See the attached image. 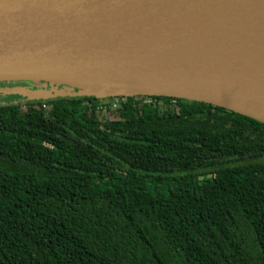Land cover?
<instances>
[{
	"label": "trees",
	"instance_id": "trees-1",
	"mask_svg": "<svg viewBox=\"0 0 264 264\" xmlns=\"http://www.w3.org/2000/svg\"><path fill=\"white\" fill-rule=\"evenodd\" d=\"M43 94L0 103V264H264L263 122Z\"/></svg>",
	"mask_w": 264,
	"mask_h": 264
},
{
	"label": "water",
	"instance_id": "water-1",
	"mask_svg": "<svg viewBox=\"0 0 264 264\" xmlns=\"http://www.w3.org/2000/svg\"><path fill=\"white\" fill-rule=\"evenodd\" d=\"M22 81L44 99L163 95L264 123V0H0V82Z\"/></svg>",
	"mask_w": 264,
	"mask_h": 264
},
{
	"label": "rangeland",
	"instance_id": "rangeland-1",
	"mask_svg": "<svg viewBox=\"0 0 264 264\" xmlns=\"http://www.w3.org/2000/svg\"><path fill=\"white\" fill-rule=\"evenodd\" d=\"M21 83H13V82L2 83L0 82V103L11 102V101L19 100L25 97H33L34 93H42V91H40L39 89H35L34 91H32L29 88L30 87L29 85L26 86L30 82L22 81ZM113 109L115 110L116 108L114 107Z\"/></svg>",
	"mask_w": 264,
	"mask_h": 264
},
{
	"label": "flooded vegetation",
	"instance_id": "flooded-vegetation-1",
	"mask_svg": "<svg viewBox=\"0 0 264 264\" xmlns=\"http://www.w3.org/2000/svg\"><path fill=\"white\" fill-rule=\"evenodd\" d=\"M2 83H4V82H2ZM5 83H9V82H5ZM13 83H21V82H13ZM22 84V83H21ZM25 85V84H24ZM30 86V88L31 89H33V88H35V89H39V88H37V86L35 85V84H31V83H28L26 86ZM11 95V94H10Z\"/></svg>",
	"mask_w": 264,
	"mask_h": 264
},
{
	"label": "built area",
	"instance_id": "built-area-1",
	"mask_svg": "<svg viewBox=\"0 0 264 264\" xmlns=\"http://www.w3.org/2000/svg\"><path fill=\"white\" fill-rule=\"evenodd\" d=\"M120 105V103H119V101H115V102H113V103H111L109 106H112L113 108L115 107H117V106H119ZM105 107V106H104Z\"/></svg>",
	"mask_w": 264,
	"mask_h": 264
}]
</instances>
